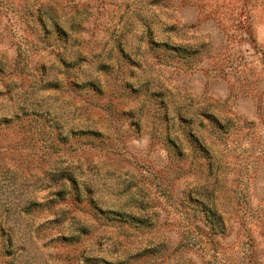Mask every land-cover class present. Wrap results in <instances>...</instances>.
I'll return each mask as SVG.
<instances>
[{
    "label": "rangeland",
    "instance_id": "obj_1",
    "mask_svg": "<svg viewBox=\"0 0 264 264\" xmlns=\"http://www.w3.org/2000/svg\"><path fill=\"white\" fill-rule=\"evenodd\" d=\"M0 264H264V0H0Z\"/></svg>",
    "mask_w": 264,
    "mask_h": 264
},
{
    "label": "trees",
    "instance_id": "obj_2",
    "mask_svg": "<svg viewBox=\"0 0 264 264\" xmlns=\"http://www.w3.org/2000/svg\"><path fill=\"white\" fill-rule=\"evenodd\" d=\"M115 212H113V214H114ZM213 214H214V212H212ZM116 215V218L117 219H120V217L121 218H123L124 220H127L128 219V216L125 214V213H120V214H115ZM118 215V216H117ZM114 216V215H113ZM114 218V217H113Z\"/></svg>",
    "mask_w": 264,
    "mask_h": 264
}]
</instances>
